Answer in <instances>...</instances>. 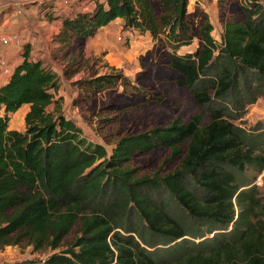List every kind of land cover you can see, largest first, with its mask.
Listing matches in <instances>:
<instances>
[{
  "label": "trees",
  "instance_id": "16d2710c",
  "mask_svg": "<svg viewBox=\"0 0 264 264\" xmlns=\"http://www.w3.org/2000/svg\"><path fill=\"white\" fill-rule=\"evenodd\" d=\"M91 1L59 17L54 40L67 64L81 60L69 51L77 40L120 18L170 47L176 83L208 120L175 118L116 137L109 150L63 114L58 73L23 44L0 84V245L26 240L33 251L55 250L78 225L61 251L14 264H264V208L237 178L245 167L264 168V143L230 120L263 95L256 84L249 95L247 84L264 83V6L244 0V19L225 21L217 42L207 14L188 12V0ZM44 4L50 14L54 4ZM195 36L199 48L179 54ZM81 82L91 93L122 84L123 92L147 96L117 72ZM23 105L24 130L10 128ZM159 147L179 158L176 165L141 173L133 158Z\"/></svg>",
  "mask_w": 264,
  "mask_h": 264
},
{
  "label": "rangeland",
  "instance_id": "374dc122",
  "mask_svg": "<svg viewBox=\"0 0 264 264\" xmlns=\"http://www.w3.org/2000/svg\"><path fill=\"white\" fill-rule=\"evenodd\" d=\"M257 1L264 6V0ZM44 2L54 4L50 14ZM92 3L91 0H0V36L18 32L23 34L25 40H31L33 57H40L45 66L58 73L55 98H60L63 114L72 119L88 139L104 144L109 150L116 137L138 133L153 126H166L175 118L187 121L193 114H202V121L206 122L208 115L195 103L191 92L176 83L180 77L169 67L170 47L159 39H153L149 32L140 33L125 28L120 19L113 20L91 37L77 40L69 51L81 60L76 64H67L68 58H63L64 51L54 40L55 31L60 27L59 17L78 8L91 7ZM244 3V0H188L187 10L194 16L198 11H204L213 27L212 36L220 42L225 21L244 19L241 9ZM48 14L53 18L49 19ZM0 45L5 54L12 53L11 64L17 57L16 50L21 48ZM199 46L200 41L195 36L192 43L181 46L178 53H192ZM110 72L128 77L130 82L144 89L147 96L123 92L122 84L91 93L81 82L91 76ZM255 84L260 85L263 95L252 104L245 103L242 116L230 120L264 143V83L259 81L258 84L257 80L248 83L249 95L253 94ZM27 109L24 106L10 115V128L24 130L23 114ZM261 148H264L263 144ZM168 157L169 151L159 147L135 156L132 163L139 167L141 173L151 174L159 168L163 173L173 169L179 160ZM237 178L241 185L246 183L253 187V193L264 208V168L245 167L237 173ZM134 221L136 223L131 215L129 222ZM77 228L78 225L55 250L44 248L33 251L26 240L16 245H0V264L43 259L61 251L76 236ZM143 233L147 234L146 228ZM146 237L149 238L148 235Z\"/></svg>",
  "mask_w": 264,
  "mask_h": 264
},
{
  "label": "crops",
  "instance_id": "0c3cea01",
  "mask_svg": "<svg viewBox=\"0 0 264 264\" xmlns=\"http://www.w3.org/2000/svg\"><path fill=\"white\" fill-rule=\"evenodd\" d=\"M116 19H120V18H116ZM120 20H122V19H120ZM112 22V21H111ZM60 26V25H59ZM104 27V26H103ZM57 31H55V33H56ZM12 33H17V34H19V36L21 37V45L19 46L20 48H22V46H23V44H25V43H29L30 44V46H31V55L33 56V53H32V44H31V40L29 41V40H25L24 39V37H23V34L22 33H18V32H12ZM1 44V43H0ZM13 47H15V48H18V46H16V45H13ZM20 49H17L16 50V54H17V57L15 58V60H13L12 62H11V64L9 63L10 62V60L12 59V53L11 52H8L7 54H5L4 53V50H3V47L0 45V56H1V59L3 60V62L4 63H2V64H0V84L2 83V82H4L6 79H7V77L9 76V74H10V72H11V70H12V68H13V66L18 62V61H20V56H19V53H18V51H19ZM10 55H11V57H10ZM40 58V57H39ZM24 106H27V107H29V105H23L21 108H23ZM20 108V109H21ZM28 110V109H27ZM26 110V111H27ZM26 111H25V113H26ZM17 112V111H16ZM25 113L23 114V115H25ZM23 115H22V118H23Z\"/></svg>",
  "mask_w": 264,
  "mask_h": 264
},
{
  "label": "built area",
  "instance_id": "2783aa9c",
  "mask_svg": "<svg viewBox=\"0 0 264 264\" xmlns=\"http://www.w3.org/2000/svg\"><path fill=\"white\" fill-rule=\"evenodd\" d=\"M21 37L17 33H10L8 35H1L0 36V43L4 46H20L21 45ZM4 63L0 56V64Z\"/></svg>",
  "mask_w": 264,
  "mask_h": 264
},
{
  "label": "bare ground",
  "instance_id": "6f19581e",
  "mask_svg": "<svg viewBox=\"0 0 264 264\" xmlns=\"http://www.w3.org/2000/svg\"><path fill=\"white\" fill-rule=\"evenodd\" d=\"M19 118V117H18Z\"/></svg>",
  "mask_w": 264,
  "mask_h": 264
}]
</instances>
